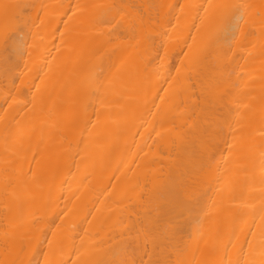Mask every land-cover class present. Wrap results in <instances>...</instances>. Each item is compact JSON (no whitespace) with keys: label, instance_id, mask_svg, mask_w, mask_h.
I'll list each match as a JSON object with an SVG mask.
<instances>
[{"label":"bare ground","instance_id":"obj_1","mask_svg":"<svg viewBox=\"0 0 264 264\" xmlns=\"http://www.w3.org/2000/svg\"><path fill=\"white\" fill-rule=\"evenodd\" d=\"M0 264H264V0H0Z\"/></svg>","mask_w":264,"mask_h":264}]
</instances>
